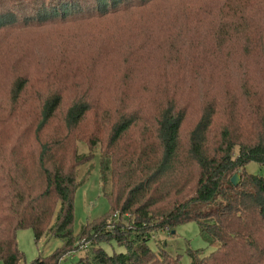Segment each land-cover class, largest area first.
<instances>
[{
    "label": "trees",
    "instance_id": "trees-1",
    "mask_svg": "<svg viewBox=\"0 0 264 264\" xmlns=\"http://www.w3.org/2000/svg\"><path fill=\"white\" fill-rule=\"evenodd\" d=\"M148 4L162 6L156 21L176 29L154 46L172 49L165 63L173 76L157 84L152 101L137 99L130 83L114 88L110 101L100 84L69 91L79 65L72 58L33 75L10 73L8 94L0 93L2 264L23 257L19 228H30L35 242L43 235L61 239L23 264H58L80 240L88 243L83 264H264V173L245 169L248 161L264 168V0H0V32ZM141 33L126 50L133 61L153 42L150 30ZM126 80L121 72L117 81ZM192 106L199 114L187 141L183 123ZM25 109L34 116L25 117ZM197 133L200 178L191 191L187 162ZM77 138L89 147L99 143L100 180L110 189L107 210L74 233L77 166L92 157L78 152ZM186 221L196 222L210 251L185 248L183 263L165 243L148 244L155 231ZM111 241L122 249L100 246Z\"/></svg>",
    "mask_w": 264,
    "mask_h": 264
},
{
    "label": "rangeland",
    "instance_id": "rangeland-1",
    "mask_svg": "<svg viewBox=\"0 0 264 264\" xmlns=\"http://www.w3.org/2000/svg\"><path fill=\"white\" fill-rule=\"evenodd\" d=\"M161 7L149 8L148 4L144 7L70 20L61 24L0 32V93L4 95L7 91L8 94L11 72L14 74L18 71H26L33 75L36 72L46 71L57 60L72 58L79 65L73 67L77 75L67 84L69 91H76L84 85L97 87L100 84L105 90L102 98L110 101L115 92L114 88H123L124 83H130L127 90L137 99L152 101L154 94L159 93L157 84L166 82V79L173 76V68L165 63V56L172 53V49L164 47V44L154 47L157 40H160L159 37L166 39V36L176 34L172 24L156 21ZM143 28L151 31L150 41L153 40V42L146 49H142L133 61L127 57L126 50L129 44L139 42V37L143 35V33L139 34V30ZM129 65L132 70L129 69ZM259 67L264 77V68L260 65ZM253 68L254 66H251V69ZM121 72L127 77L125 82L117 81ZM165 72L168 74L167 77H164ZM25 111L27 112V109ZM35 111L32 112V109H29L25 117H33ZM198 114L199 108L195 106L190 107L186 112L183 133L187 141L189 130L197 120ZM55 121L58 122V119ZM14 126L17 127V124ZM75 140L78 152H90L92 157L77 166V179L80 180V185L73 198L74 233L85 221L107 210L104 191L110 189L108 181L103 184L100 180L99 143L89 147L80 138ZM191 142L194 154L188 158L187 174L192 191L200 178L196 161V152L200 149L198 133L191 137ZM245 169L252 173H264V168L254 161H248ZM122 218L126 221V216ZM147 242L153 249L165 243L170 253H180V260L183 263L189 259L184 252L185 248H200L205 253L212 249V245L208 244L195 221L179 223L172 229L157 230ZM60 243V238L45 235L35 242L30 228H19L16 230V245L23 257L17 264L28 262L37 254H49ZM79 243H81L80 246L63 255L58 264H83L79 259L87 253L88 243L81 240ZM100 246L108 253L122 249L120 245L112 241L100 243Z\"/></svg>",
    "mask_w": 264,
    "mask_h": 264
},
{
    "label": "water",
    "instance_id": "water-1",
    "mask_svg": "<svg viewBox=\"0 0 264 264\" xmlns=\"http://www.w3.org/2000/svg\"><path fill=\"white\" fill-rule=\"evenodd\" d=\"M230 180L232 183H236L238 180V174L236 172H234L231 176H230Z\"/></svg>",
    "mask_w": 264,
    "mask_h": 264
}]
</instances>
